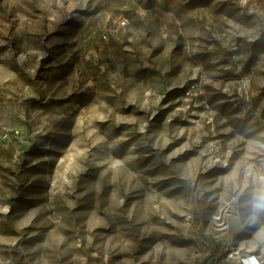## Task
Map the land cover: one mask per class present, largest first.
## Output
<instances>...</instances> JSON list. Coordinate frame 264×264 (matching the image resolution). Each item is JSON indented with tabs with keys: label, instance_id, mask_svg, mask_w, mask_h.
<instances>
[{
	"label": "rangeland",
	"instance_id": "374dc122",
	"mask_svg": "<svg viewBox=\"0 0 264 264\" xmlns=\"http://www.w3.org/2000/svg\"><path fill=\"white\" fill-rule=\"evenodd\" d=\"M262 177L264 0H0V264H226Z\"/></svg>",
	"mask_w": 264,
	"mask_h": 264
},
{
	"label": "built area",
	"instance_id": "2783aa9c",
	"mask_svg": "<svg viewBox=\"0 0 264 264\" xmlns=\"http://www.w3.org/2000/svg\"><path fill=\"white\" fill-rule=\"evenodd\" d=\"M264 264V250H230L226 256V264Z\"/></svg>",
	"mask_w": 264,
	"mask_h": 264
},
{
	"label": "clouds",
	"instance_id": "9594fccd",
	"mask_svg": "<svg viewBox=\"0 0 264 264\" xmlns=\"http://www.w3.org/2000/svg\"><path fill=\"white\" fill-rule=\"evenodd\" d=\"M264 181V177L261 178ZM253 207L257 211H264V189H262L254 198ZM255 264V261H253Z\"/></svg>",
	"mask_w": 264,
	"mask_h": 264
},
{
	"label": "bare ground",
	"instance_id": "6f19581e",
	"mask_svg": "<svg viewBox=\"0 0 264 264\" xmlns=\"http://www.w3.org/2000/svg\"><path fill=\"white\" fill-rule=\"evenodd\" d=\"M5 212H8V209H6ZM26 221H28V220H26ZM226 227H228V226H226ZM257 244H258L257 242L250 241L249 242V246L247 245V243H244L243 246H242V248L245 249V250H251V251H253V250L256 249V245Z\"/></svg>",
	"mask_w": 264,
	"mask_h": 264
}]
</instances>
